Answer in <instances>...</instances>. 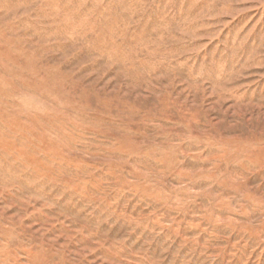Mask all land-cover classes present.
Here are the masks:
<instances>
[{
  "label": "rangeland",
  "instance_id": "rangeland-1",
  "mask_svg": "<svg viewBox=\"0 0 264 264\" xmlns=\"http://www.w3.org/2000/svg\"><path fill=\"white\" fill-rule=\"evenodd\" d=\"M0 264H264V0H0Z\"/></svg>",
  "mask_w": 264,
  "mask_h": 264
}]
</instances>
